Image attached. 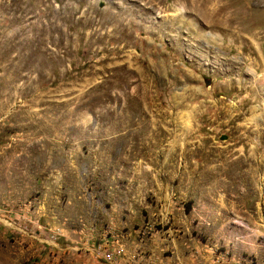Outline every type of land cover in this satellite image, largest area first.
I'll return each instance as SVG.
<instances>
[{
    "label": "rangeland",
    "instance_id": "obj_1",
    "mask_svg": "<svg viewBox=\"0 0 264 264\" xmlns=\"http://www.w3.org/2000/svg\"><path fill=\"white\" fill-rule=\"evenodd\" d=\"M0 264H264V0H0Z\"/></svg>",
    "mask_w": 264,
    "mask_h": 264
}]
</instances>
